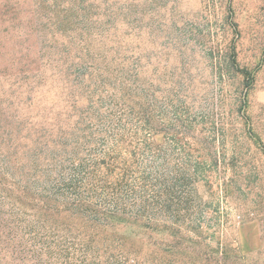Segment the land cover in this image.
Returning <instances> with one entry per match:
<instances>
[{
    "label": "rangeland",
    "instance_id": "374dc122",
    "mask_svg": "<svg viewBox=\"0 0 264 264\" xmlns=\"http://www.w3.org/2000/svg\"><path fill=\"white\" fill-rule=\"evenodd\" d=\"M0 191V264H264V0H0Z\"/></svg>",
    "mask_w": 264,
    "mask_h": 264
},
{
    "label": "trees",
    "instance_id": "16d2710c",
    "mask_svg": "<svg viewBox=\"0 0 264 264\" xmlns=\"http://www.w3.org/2000/svg\"><path fill=\"white\" fill-rule=\"evenodd\" d=\"M1 192H2V191H0V194H2ZM22 195H23V196H28L29 193H27V192H22ZM8 198H9L8 196H5V200H7ZM11 205H15V202L12 203ZM4 206H7V204H4ZM12 209L15 210L16 208H13V206H12ZM12 209H11V207H10L8 210H3V211L0 210V217H1V216H4V215H6V214H11V213H13ZM12 215H13V214H12ZM44 215H46V212L44 213Z\"/></svg>",
    "mask_w": 264,
    "mask_h": 264
}]
</instances>
